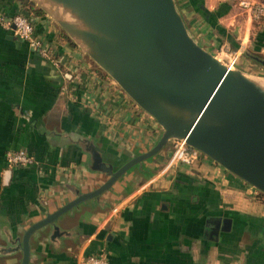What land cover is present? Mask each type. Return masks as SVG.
Segmentation results:
<instances>
[{
	"label": "crops",
	"instance_id": "0c3cea01",
	"mask_svg": "<svg viewBox=\"0 0 264 264\" xmlns=\"http://www.w3.org/2000/svg\"><path fill=\"white\" fill-rule=\"evenodd\" d=\"M180 2L188 28L210 52L242 50L248 40L264 52V0ZM252 2L263 8L258 18L250 16ZM0 8L24 13L20 0H0ZM32 15L48 56L0 24V244L4 232L17 233L74 197L71 186L85 191L106 178L88 167L76 139H91L120 165L162 131L53 18ZM169 142L98 199L60 217L65 232L50 238L51 226L37 230L28 264H76L79 254L99 252L112 264H264V193L201 151L191 164L169 163ZM16 148L34 162L9 167L5 152ZM20 259L18 250L0 255V264Z\"/></svg>",
	"mask_w": 264,
	"mask_h": 264
},
{
	"label": "water",
	"instance_id": "95a60500",
	"mask_svg": "<svg viewBox=\"0 0 264 264\" xmlns=\"http://www.w3.org/2000/svg\"><path fill=\"white\" fill-rule=\"evenodd\" d=\"M32 1L162 131L151 147L131 152L120 165L105 158L91 139H76L88 154V167L106 178L85 191L71 186L74 197L17 233L4 232L1 256L19 250V264H28L30 239L37 230L51 226L50 238L65 232L56 222L60 217L81 202L98 199L132 166L142 167L174 139L264 193V82L207 50L187 27L175 0Z\"/></svg>",
	"mask_w": 264,
	"mask_h": 264
},
{
	"label": "built area",
	"instance_id": "2783aa9c",
	"mask_svg": "<svg viewBox=\"0 0 264 264\" xmlns=\"http://www.w3.org/2000/svg\"><path fill=\"white\" fill-rule=\"evenodd\" d=\"M250 16L258 18L263 11L260 4L256 2L249 3ZM0 24L9 28L14 35L24 39L31 49L35 50L42 56L49 55V47L36 35L35 25L22 12H14L7 14L0 8ZM228 50V47H223ZM241 49L229 51L231 62L235 60ZM173 150L169 157V163H186L191 164L195 162L200 156L201 152L188 145L184 140L174 139L172 141ZM5 160L9 167L24 166L34 162V156L24 148L11 149L5 152ZM76 264H112L105 252L79 254L75 260Z\"/></svg>",
	"mask_w": 264,
	"mask_h": 264
},
{
	"label": "rangeland",
	"instance_id": "374dc122",
	"mask_svg": "<svg viewBox=\"0 0 264 264\" xmlns=\"http://www.w3.org/2000/svg\"><path fill=\"white\" fill-rule=\"evenodd\" d=\"M175 1L177 3L178 9L181 11L180 7H181V4H182V7H183V3L182 2L179 3L180 0H175ZM181 13H182V11H181ZM186 25L188 27L187 23H186ZM255 25L256 26L258 25L257 22L255 23ZM256 30L257 29H255V27H254L253 34L256 32ZM199 42L201 43L200 40H199ZM245 43L244 44H245L246 48L242 49L241 52H239L238 56L235 58V60L233 62H231V56L229 54V51H234L235 50L234 48L228 47L229 48L228 50H224L223 47L220 46V48L218 50L217 49L213 50V54H215L222 61L226 62L229 66L233 65V66L239 67L242 70H244L245 72H247L249 75H251L252 77H254L256 79H259V80L264 82V76H260V75H264V63L261 62V61H264V54H263L264 52H262V54L261 53L259 54V53L255 52L253 41H249L248 40ZM254 55H256V57H258V59H255L256 57L253 58ZM114 83H116V82L114 81ZM116 85H118V84L116 83ZM133 103H135V102L133 101ZM141 110L144 111L143 109H141ZM169 146H171L172 150H173L172 141L169 142Z\"/></svg>",
	"mask_w": 264,
	"mask_h": 264
},
{
	"label": "trees",
	"instance_id": "16d2710c",
	"mask_svg": "<svg viewBox=\"0 0 264 264\" xmlns=\"http://www.w3.org/2000/svg\"><path fill=\"white\" fill-rule=\"evenodd\" d=\"M20 1H21L22 6H23V9H24V13L23 14H25L27 16V18L31 22L34 23V17L32 15V13H36V14L37 13H41L42 10L40 8H38V7H34L33 4H32V2L29 1V0H20ZM30 11L32 13H30Z\"/></svg>",
	"mask_w": 264,
	"mask_h": 264
}]
</instances>
